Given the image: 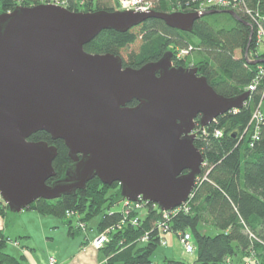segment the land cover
<instances>
[{"label":"water","instance_id":"obj_1","mask_svg":"<svg viewBox=\"0 0 264 264\" xmlns=\"http://www.w3.org/2000/svg\"><path fill=\"white\" fill-rule=\"evenodd\" d=\"M218 12H73L39 4L0 14V196L9 210L75 195L95 178L119 184L128 202L162 211L185 204L205 161L195 146L197 119L205 128L242 109L250 92L219 95L198 69L173 66L172 52L133 69L120 56L84 47L105 30L125 33L149 18L190 33ZM41 131L62 140L72 160L52 185L58 149L29 140Z\"/></svg>","mask_w":264,"mask_h":264},{"label":"trees","instance_id":"obj_2","mask_svg":"<svg viewBox=\"0 0 264 264\" xmlns=\"http://www.w3.org/2000/svg\"><path fill=\"white\" fill-rule=\"evenodd\" d=\"M54 1L0 0V14L10 13L18 6L32 7ZM78 1L66 0L68 10L79 12ZM86 1L85 12H90L94 1ZM153 1L157 2L155 11L164 13H172L179 2ZM256 1L264 14V0ZM113 5V0H97L98 11H116ZM240 18L243 21L235 20L228 11H219L197 20L190 33L172 29L160 19L149 18L125 33L105 30L84 49L93 55L120 56L124 67L133 69L158 62L167 52H172L173 66L198 69L199 75L205 77L219 95L235 98L247 92L259 67L258 63L253 64L248 59L257 51L255 31L248 21ZM190 47L194 49L185 60H175V49ZM261 56L264 57L263 54ZM261 102L264 112V83L250 93L242 109L218 117L205 128L197 119L195 146L205 159L202 174L189 201L177 208L168 220L157 204L144 202L142 206L148 214L142 216L137 226L132 225L129 220L140 215L135 210L127 215L120 185L107 186L98 178L75 195L56 200L39 199L28 210L65 217L68 212L85 214V218H81V222L85 223L88 217L104 210V205L110 200L107 189L119 188V196L113 205L124 202L123 211L106 213L98 225L100 233L115 229L100 249L106 264H153L152 256L163 244L165 236L160 224H165L178 236L192 234L196 246L193 264H224L227 259L241 260L251 256L256 258V264H264V122L256 140L253 139L254 128L250 125L253 113ZM137 104L134 101L129 106ZM29 140L46 142L58 149V156L53 162L56 177L51 178L48 184L64 178L72 166L65 143L54 141L44 131L34 134ZM8 211L9 207L0 196V218ZM123 222L125 225L117 229ZM201 223L213 225L220 233L214 236L203 233L199 229ZM5 244L6 238L0 231V264H23L3 251ZM166 264L180 262L168 259Z\"/></svg>","mask_w":264,"mask_h":264},{"label":"rangeland","instance_id":"obj_3","mask_svg":"<svg viewBox=\"0 0 264 264\" xmlns=\"http://www.w3.org/2000/svg\"><path fill=\"white\" fill-rule=\"evenodd\" d=\"M81 1L77 2V5L80 6L79 12H85L87 1ZM93 1L94 5L91 7L90 12L98 11L97 0ZM113 7L116 11H121L115 1ZM260 50L264 52V45L260 47ZM178 55L179 50L175 49L176 61L179 60L177 59L179 58ZM185 58L187 57L181 60H185ZM191 60L189 59V62ZM195 133H197V127ZM118 191L119 188L107 189L109 202L104 205V210L100 214L88 217L85 222L86 230L78 228L80 220L77 216L68 218L67 216L45 215L35 210H24L20 213H13L9 210L6 216L0 218V229L4 231V237L6 238L3 251L16 257L23 264H46L51 258L66 264H106L105 257L100 252L102 247L98 249L95 246V241L102 235L98 230L102 217L106 213L123 211L124 202L119 201L113 205L116 202L115 198L117 199L119 196ZM143 202H138L139 204L130 203L131 205L134 204L135 212L145 217L148 212L142 206ZM81 218H85V214H82ZM199 229L203 233L212 236L220 233L213 225L204 223L199 225ZM163 234L165 235L162 240L163 244L158 246L152 256L153 264H166L168 259L179 261L180 264H193L195 262L196 246L194 237H191V241L195 246V252L189 255L185 253L181 236L171 230ZM238 258L240 259L241 256H238ZM237 260L231 259L227 264H256V258L253 256Z\"/></svg>","mask_w":264,"mask_h":264},{"label":"built area","instance_id":"obj_4","mask_svg":"<svg viewBox=\"0 0 264 264\" xmlns=\"http://www.w3.org/2000/svg\"><path fill=\"white\" fill-rule=\"evenodd\" d=\"M114 1L115 3H117L121 11H133L135 13H146L153 11L155 10V7L157 5V3L153 0H114ZM51 4H55L67 8L66 0H55ZM257 5L258 2L256 0H179V2L176 4V7L173 9V12L203 14L215 10V11H229L235 13L240 17H243L246 21L249 22V24L252 26L253 30L255 31L257 51L254 54L252 53L248 57L250 61H255L258 59L264 60V57L261 56V54L264 55V52H261L260 50V47L264 45V14L259 10ZM193 49L194 47L183 48V49L178 48L179 55L177 57L179 58L177 59L181 60L182 58L187 57L188 55H190ZM262 83H264V64H259L258 72L252 83L247 87L246 91L253 93ZM263 122H264V112H263V102H261L258 108L254 111L250 124L252 128H254V132H253L254 140L258 138L260 126ZM218 134L220 136L222 135L221 132H218ZM141 202L142 201H140V203ZM183 205H181L180 207H182ZM125 206L127 207L126 208L127 215H129L132 210H135L134 206H132L131 203L128 201H126ZM177 208H175L172 211H164V213L166 214L165 215L166 220L170 218L171 214H174L176 212ZM66 216L68 218L77 216V218L80 220L78 228L82 230H86V224L84 222H81L80 214L76 212H68ZM141 218L142 216L130 219L129 221L132 225L136 226L137 224H139ZM123 225H125V222L120 224V226L117 227V229H121ZM160 229H162L164 233H168L170 231L169 228L165 226V224H160ZM114 230L115 229H111L102 233V235L95 241V246L98 249L103 247L109 241L108 234H110V232ZM191 237L192 234L190 233H184L183 235H181V242L182 245L184 246L185 253L189 255H192V253L195 252V246L191 241L192 240ZM142 241L145 242L146 237L143 238ZM230 261L231 259H227L224 264H227ZM46 264H66V263H62L55 258H51L49 262Z\"/></svg>","mask_w":264,"mask_h":264},{"label":"crops","instance_id":"obj_5","mask_svg":"<svg viewBox=\"0 0 264 264\" xmlns=\"http://www.w3.org/2000/svg\"><path fill=\"white\" fill-rule=\"evenodd\" d=\"M0 231H1L2 235L4 236V231L2 229H0ZM88 239H89V237H88Z\"/></svg>","mask_w":264,"mask_h":264},{"label":"bare ground","instance_id":"obj_6","mask_svg":"<svg viewBox=\"0 0 264 264\" xmlns=\"http://www.w3.org/2000/svg\"><path fill=\"white\" fill-rule=\"evenodd\" d=\"M156 3H157V2H156ZM260 60H261V59L255 60V61H253V63H254V62H257V61H260ZM258 64H261V63H258Z\"/></svg>","mask_w":264,"mask_h":264}]
</instances>
